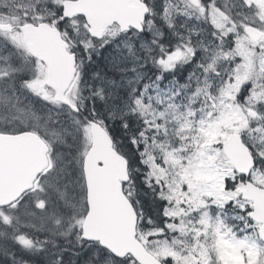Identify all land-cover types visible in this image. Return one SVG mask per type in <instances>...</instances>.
I'll list each match as a JSON object with an SVG mask.
<instances>
[{"label":"snow or ice","instance_id":"6c2138e0","mask_svg":"<svg viewBox=\"0 0 264 264\" xmlns=\"http://www.w3.org/2000/svg\"><path fill=\"white\" fill-rule=\"evenodd\" d=\"M0 264H264V0H0Z\"/></svg>","mask_w":264,"mask_h":264}]
</instances>
